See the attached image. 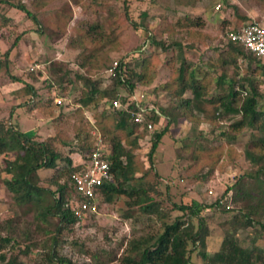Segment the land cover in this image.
Here are the masks:
<instances>
[{
    "label": "trees",
    "instance_id": "trees-1",
    "mask_svg": "<svg viewBox=\"0 0 264 264\" xmlns=\"http://www.w3.org/2000/svg\"><path fill=\"white\" fill-rule=\"evenodd\" d=\"M55 1L0 0V9H4L0 11V37L2 25L10 19L8 11L11 9L33 21V27L18 33L0 55V76L4 82L22 83L11 92L16 102H19L12 106L6 119H0V155L5 159L1 179L15 203L26 206L25 213L35 210L38 219L44 222L50 218L58 219L52 231L46 230L49 237L42 244V250L36 247L37 242L32 240L29 232L26 233L23 240L25 246L22 247V240L13 231L15 219L0 221L1 264H29L24 258L29 257L34 249H38L34 254L37 264H77L60 252L65 232L82 219L71 205V200L77 195L71 176L82 167L81 161L96 150L107 155L112 175L99 190V207L101 201L111 204L124 197L127 206L125 218L135 215H146L147 218L155 216L161 224L157 229L134 233L121 256L109 254L107 258H97L94 264H199L193 261L194 252L205 264H264V88L261 87L264 84V58L247 50L240 41L230 38L231 32H237L245 22L252 19L239 4L227 0L239 24L226 32L227 40L222 48L213 46L211 39L195 28L201 26L199 18L185 16L175 23L165 20L156 32L150 31L148 34L155 45L154 50L144 55L145 49L140 48L137 51L139 55L134 58L121 57L111 74L105 70V74L102 73L100 77H96L93 70L100 71L110 58L107 54H100L99 50H104L117 37L110 38L107 35L97 41L83 27L77 35L71 34L65 47L70 52L76 51L75 59H49L46 64L50 76L45 81L48 87L57 84L66 90V80L75 71V78L70 79L69 83L73 88L78 83L81 91L80 97L76 98L79 104L76 110L66 113L63 101L55 108L61 110V114H55L52 119L56 129H59V122L67 124L71 118H86L83 114L86 108L95 110L92 113L94 120L87 117L82 125H75L79 130V143L72 145L67 142L63 129L55 135L39 139L36 130L24 131L14 122L16 109L40 106L43 102L35 84L37 74L29 72L32 81L15 76L10 68L11 53L26 31L52 33L55 28L49 22L51 18L65 25L73 17L71 7L68 6L70 0L64 4L65 9L60 8L54 13L46 11ZM73 1L83 4L82 1ZM94 2L89 6H94L96 10L104 7L109 9V4ZM143 16L145 18L147 12ZM145 23L143 21L141 27L146 28ZM181 29L185 31L180 34ZM201 44L216 49L219 55L194 65L187 59L186 50H195ZM156 46L163 52L176 48L178 64L173 65L163 85L154 89L158 92L161 87L171 97V103L163 107L154 100L155 108L141 123L133 118L137 107L129 98L139 87L151 85L156 78L158 68L153 64L161 61ZM65 61H69L70 67L63 66ZM245 61L247 66L244 69L241 64ZM169 63L170 58L165 64ZM188 90L191 94L185 95ZM117 99L123 103L129 102L128 107H114L113 103ZM150 99L147 95V100ZM163 117L167 118V123L164 128H160ZM223 117L227 119L226 122H222ZM181 119L190 122V141L200 143L191 150L193 163L190 168L195 169L188 173L191 179L208 181L217 170L223 173L227 165L239 167L234 182H230L222 195L211 204L194 197L190 204L174 203L168 207L161 199L162 180L156 169V151L164 135L172 138L171 124ZM149 123L156 130L151 131ZM203 123L211 125V140L201 127ZM91 128L98 133L93 134ZM245 130L251 132V137L242 147L243 159L250 163L247 169L242 168L237 150V139ZM148 136L151 137L148 164L140 165V140ZM200 139L212 143L202 147ZM60 145L68 149L67 153ZM189 148V145H183L184 150L190 151ZM73 153H77L80 158L75 159ZM47 170L55 173V176L48 178L56 185L55 190L37 181L36 175ZM57 175L66 178L60 182ZM47 192H50V197ZM214 208L226 214L227 218L219 224L222 238L219 248L209 252L208 238L212 232L205 212ZM174 210L179 213L173 215ZM1 230L8 232L3 236ZM8 245L9 252L4 250Z\"/></svg>",
    "mask_w": 264,
    "mask_h": 264
},
{
    "label": "rangeland",
    "instance_id": "rangeland-1",
    "mask_svg": "<svg viewBox=\"0 0 264 264\" xmlns=\"http://www.w3.org/2000/svg\"><path fill=\"white\" fill-rule=\"evenodd\" d=\"M68 1L56 0L46 8V11L54 13L56 10L64 8V4H68ZM78 1H82L83 4L79 5L73 0L69 1L70 4L68 6L71 7L73 17L65 25L51 18L52 20L50 19L49 22L55 28L52 33L45 31L40 34L33 30L26 31L11 53L12 63L10 68L15 76L21 77L23 80L32 81L29 72L32 71L37 74L35 84L39 88V95L43 102L40 106L16 109L14 122L24 131L36 130V137L39 139L55 135L63 129L67 142L77 145L79 143V130L76 129L75 125H82L87 117L94 120L92 113L95 110L86 108L83 110L86 118L82 116L78 120L71 118L67 124L59 122V129H56L52 123L54 115L59 116L61 114L59 112L61 110H55V108H58L62 101L66 104L63 107L66 113L76 110L79 106L76 99L81 95L79 84L76 83V87L73 88L69 83L70 79L74 80L75 71L70 74L69 80H66V90L57 84L48 87V82L45 81L50 76L46 64L49 59L65 58L69 61L75 59L76 51L70 52L65 47L71 34L77 35L85 28L88 30L89 35H92L93 39L97 41L107 35L110 38L117 37L113 42L108 43L104 50H99L100 54H107L110 58L108 64L100 68V71L93 70L95 72L94 75L100 77L102 73L105 74V70L107 72L108 68L121 57L134 58L139 55L137 51L140 48L145 49L144 55L154 50L155 45L148 38V34L150 31L156 32L165 20L175 23L185 16H191L195 19L199 18L201 26L195 28L204 32L211 39L213 46L221 48L227 40L226 32L239 24V19L227 3V0ZM93 2H103L107 6L109 4V9L104 7L96 10L94 6H89ZM219 2H222V7L217 9L216 6ZM233 2L239 4L250 19L264 21V0H233ZM68 6L66 8L70 12ZM0 11L3 12L4 9H0ZM144 12H147L145 18L143 16ZM8 16H10V19L1 28L0 55L6 51L18 33L33 27V21L15 9L8 11ZM143 21L146 22V28L141 27ZM57 26H60V28L58 29ZM184 31L185 29H181L179 32L181 34ZM221 40L223 42L220 44ZM156 49L161 54V61H155L153 64L158 68V70L156 69L157 76L151 85L141 86L138 91H144L149 95L151 103L156 100L158 105L168 107L171 103V97L168 93L163 91L161 87H159L158 92L154 91V89L156 86L163 85L168 79L173 65L178 64L175 56L176 48H171L169 52H163L157 46ZM218 55L219 51L205 44H201L200 48L195 50H186L187 59L194 65L205 63L209 57L217 58ZM168 58L171 59V63L165 64ZM69 61H65L67 65L64 64L63 66L67 67ZM241 66L245 69L247 62H242ZM21 85V81L4 82L0 76V119H6L10 115L12 106L19 102H16L11 92ZM261 87L264 88V84ZM190 94L191 92L188 90L185 95ZM52 112L54 113L52 114ZM226 121L227 119L223 117L222 122ZM166 123L167 118L163 117L159 125L160 128H164ZM190 126V122L186 119H181L176 124L172 123L170 133L173 139L167 134L164 135L160 147L156 151V169L162 180L160 186L161 199L166 202L168 207H172L174 203L190 204L194 197L211 204L222 195L230 182H234L235 176L239 172V167L227 165V169L223 173L217 170L214 177L208 181H194L191 179L188 173L195 170L190 168L193 163L191 150L200 143L198 141V143L194 144L190 141ZM201 127L206 132V137L211 140L213 137L211 125L203 123ZM90 130L93 134L98 133L94 128ZM154 130L156 129L153 127L151 131ZM250 137L251 132L245 130L237 139L239 144L237 150L240 155L239 162L243 169H247L250 165V163L244 161L242 155L243 144ZM150 138L148 136L140 140L141 148L138 150L140 165L148 164V151L151 147ZM200 142H202V147H207L212 143L204 139H200ZM185 144L190 146V151L183 149ZM61 147L67 153L68 149ZM72 156L75 159L80 158L77 153H73ZM4 167L5 159L0 155V221H5L9 218L15 219L16 221L12 226H15L13 231L17 238L23 242L26 233L29 232L32 240L37 242L36 247L42 250V244L49 237L46 230L52 231L56 227L58 219L50 218L48 222H44L42 219H38L35 210L25 213L24 209L26 206L16 204L12 194L7 191L3 184L1 178ZM54 174L52 170L42 171L36 175V178L40 185L55 190L56 185L48 180V178H51L49 176H55ZM56 177L60 179V182H63L66 178L64 175H57ZM167 184H169V188H167ZM46 194L49 197L51 196L50 192ZM126 210L127 206L124 197L111 204L101 201L96 213L83 216L71 230L65 232L64 241L60 245L61 254L68 256L77 264H94L97 262V258H107L109 254H116L119 257L134 233L140 234L151 231L157 229L161 224L155 216L147 218L146 215H135L132 218H125L124 213ZM178 213L177 210H174L172 214ZM205 216L212 232L208 238V251L212 252L219 248L222 239L219 224L227 218V215L214 208L212 211H206ZM38 226H41V228L39 229ZM7 232V230H1L3 236ZM24 246L25 242H23L22 247L24 248ZM9 247V245L6 246L4 250L9 252ZM38 249H34L33 253L29 257H25L24 260L28 261L29 264H37L34 254ZM94 256L97 257L94 258ZM193 261L205 264L197 255V252L193 253Z\"/></svg>",
    "mask_w": 264,
    "mask_h": 264
},
{
    "label": "built area",
    "instance_id": "built-area-1",
    "mask_svg": "<svg viewBox=\"0 0 264 264\" xmlns=\"http://www.w3.org/2000/svg\"><path fill=\"white\" fill-rule=\"evenodd\" d=\"M233 1V0H230ZM222 7V2L216 6ZM232 40L240 41L244 47L264 58V21L251 20L245 22L237 32H231ZM117 67V61L108 68L111 74ZM136 104L137 109L133 112V118L137 122L144 123L146 115L155 108V105L147 100L144 91L136 90L129 98ZM129 102L123 103L120 99L114 101L113 106L127 108ZM150 129L152 123L148 124ZM102 141V138H100ZM82 167L72 174V181L75 186L76 196L71 200V205L76 215L83 217L88 214L96 213L99 209L98 193L100 188L111 179V165L101 150L94 151L88 158L81 161Z\"/></svg>",
    "mask_w": 264,
    "mask_h": 264
}]
</instances>
